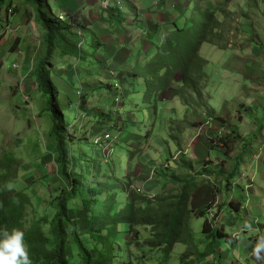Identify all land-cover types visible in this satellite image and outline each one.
Returning <instances> with one entry per match:
<instances>
[{
	"label": "rangeland",
	"instance_id": "1",
	"mask_svg": "<svg viewBox=\"0 0 264 264\" xmlns=\"http://www.w3.org/2000/svg\"><path fill=\"white\" fill-rule=\"evenodd\" d=\"M10 1L4 0L5 3L0 7V22L2 23L0 24V34L5 30L12 32L11 28L6 25V16L16 13V9L23 8L22 11L25 9L27 12L26 25H24L26 31L32 34L34 32L36 40L34 45H30L26 40L28 34L21 35V38L13 35L9 39L10 42L12 41L11 47L13 42L19 39L20 49L18 50L21 51V54L17 55L18 53L14 54L4 50L3 53L0 52V63H3L2 71H15L23 81H20L19 86L11 85L7 90L4 88V91L0 92V158L10 157L19 160L20 167H18L17 174L4 188L7 189L8 197L17 196L19 193L27 197L25 222L26 227H29L34 223V218L40 215L51 218L53 214H56L54 208L47 210L46 207H49L50 201L59 195V190L64 185L58 177L57 169L53 163L54 144L48 136L51 128L50 113L46 106V100L39 97L34 83L38 60L43 56L41 43L45 32L39 23L40 20L34 7L27 2L29 0H25L26 3L22 4L23 6L19 5L17 0H12V4L9 3ZM132 1L136 2L134 4H138V0H106L107 5H105L109 8V12L123 15L124 22L126 21L125 25L114 23L118 34H121L120 37L117 36V39L121 41V51L117 54L121 65L116 63L112 66L104 62L103 59L107 58L109 52H106L101 61L102 66H105L103 69L95 63L97 56L93 57L94 65L91 69L88 68L89 62L84 64L73 62V64L65 65L59 59L58 54L56 56L58 59L50 61V65L53 64V70L50 73L60 91L59 99H61L64 109L67 134L71 136V141L69 139L67 141L68 149L71 150L70 154L73 156V158L69 157L70 165H73L78 175L83 171L87 185L92 183V185L98 186L97 183L102 182L98 188L103 192L100 199L103 205L108 201V195H111L119 200L124 208L128 196H132L133 190L138 191V195L143 200L150 202L152 196H154L152 199L154 201L157 196L162 197V194L179 189V185H174L172 181H169L175 174L177 175L174 163L180 158L178 157L179 153H183L186 160L195 164V174L201 176L197 177L198 181L203 179L200 172L204 169L217 172L222 178H225L231 173L234 160L243 155L240 170L244 175L255 180L252 179V183L248 185V193L243 191L244 185L248 184L246 179L238 180V176L235 174L234 182L237 183H234L233 188L239 187L235 190V195L229 197L230 199L225 196H218L217 199L215 196L214 199L210 186L216 191L223 190L224 183L221 182L224 179H219L217 182L214 177L210 178L206 175V185L210 196L208 200L201 202L200 195L204 193L198 188L194 193V203L193 196L190 199V208L192 211L196 210L195 202L199 205H205L207 202V206L218 200L217 208L213 207L214 212L225 201L229 203L232 200L230 202L232 204H236L239 200L242 201L245 207L240 213L231 211L229 208L224 209L221 219L218 221L219 227L223 226L225 233L232 236L231 241L236 240V249H229L230 243L227 241L223 246V251L220 250L222 252L220 264H264V251H261L258 256L253 251L258 240L259 229H264V227L258 229V226H264V199H261L260 193H258L261 189L264 192V143L258 144L263 139L257 138L258 135L255 133L256 136L248 135L255 131L257 115L263 116L262 121L259 120L257 125L264 122L263 4L251 6L248 0H232L223 9V14L226 12L225 17L220 13L217 14L220 20L217 29L220 36L216 37L215 45L203 44L199 52L200 57L207 63L205 72L208 82L205 94L210 96L208 103L213 111L210 113L209 110V112H203L202 115H196V111L187 109L177 99L178 88L173 85L157 98L160 105L156 107V111L152 104L147 105L144 102L143 93L126 101L129 92L134 91L137 86H141L142 92H144L145 79L142 76H133L131 79L130 73L132 72L124 71V67L133 66L132 62L134 61L139 60L142 63L151 58L154 55L155 45L161 44L163 33L172 30L171 23L176 20L174 16L163 18V15H158L162 9L154 6L155 11L149 15V20L143 19L145 20V29L151 30L148 34L152 41L148 43L144 38L147 32L138 31L142 30L139 28V24L143 25V22L137 20V9ZM163 2L167 1L162 0ZM55 3L57 1L51 0L49 4L60 13V8H56ZM216 3L219 2L216 0ZM8 5L11 6L7 8ZM190 7L189 1L187 8L190 9ZM62 12L65 14V11ZM83 12L82 9L75 12L77 19L87 18L85 16L87 14ZM104 14L102 12L100 15ZM107 14L109 15L108 12ZM56 15H58L57 12ZM12 17L14 16L10 18ZM113 17L115 18V15ZM67 18L69 19V17ZM12 20L15 21V18ZM146 21L150 24H146ZM92 23L87 20L86 25L92 26ZM118 26H121V29ZM130 26L133 28L131 29ZM160 26L162 28L158 32L157 27ZM10 27L14 28L13 24H10ZM100 27L106 30L105 23H101ZM85 30L84 49H88L92 34L89 30ZM79 32L80 30L77 33ZM101 35L105 36V33L103 32ZM0 39L3 40V36ZM112 55L115 56L116 53ZM98 57L100 58V56ZM15 64L17 69L13 67ZM143 67L144 65L141 66V69ZM111 78L114 79V84L110 83ZM115 80L118 82V87L114 86L117 84ZM101 85H107L109 88L101 90ZM118 88H121L120 93H118ZM20 91L30 96L29 100L31 101L22 105ZM117 95L120 96V99ZM82 99H84L83 104ZM69 101H72V104ZM39 103L42 106L41 111L38 108ZM226 107V110H229L228 114L233 119L231 126H225L223 119L219 120L215 115V111L219 112ZM84 110H92L95 117L86 115ZM146 114L148 115L146 116ZM246 114L250 115L251 120L249 118L244 120ZM211 117L215 118L216 125L220 126V128L216 127L217 134L213 133L215 130H210L211 128L207 127L200 131V126ZM107 118L120 124L119 129L109 125ZM223 127L226 129L222 130ZM146 131L149 134L148 140L142 139ZM108 133L112 138L111 142L106 138ZM225 136L236 140V143L231 144L228 152L226 151L227 146L223 147L219 141V138H226ZM99 137L101 146L94 145V140ZM136 151L140 153L129 160L127 158L129 152ZM258 153H260L259 157ZM117 162L122 170L120 175L117 173ZM148 162L152 166L150 170L142 167L144 166L142 163L149 165ZM249 162L252 163L251 167H248ZM126 165L132 169L134 179L129 187L126 186ZM155 169L157 170L154 173ZM241 172L238 175H241ZM138 177L147 178L142 181ZM251 186L253 187L250 188ZM263 195L261 194V196ZM98 197L96 195V198ZM146 201L139 203L145 205ZM72 202L69 204L70 208L73 207ZM79 209L77 205L73 212L70 211V214L73 219L82 217L78 220V227L79 232L84 233L86 223L83 221L84 214ZM244 220L245 223H242ZM204 222L203 217L191 214V218L187 222L191 232L184 233L183 237V240L188 244H177L167 264H181L182 259L187 261L193 259L195 260L193 264L214 262L212 257L207 259L210 263L199 261L198 254L202 252L200 246L205 249L209 242L204 237L202 227ZM187 233L190 237L186 236ZM123 238L127 239L128 236L124 234ZM131 238L135 239V235L132 234ZM122 248L125 249V252L128 251L129 246L126 240H123ZM69 252L72 250L69 249ZM78 253V249L74 248L73 254L70 256L72 264H80ZM228 254L231 255L228 256ZM145 264L161 263L151 262L149 259Z\"/></svg>",
	"mask_w": 264,
	"mask_h": 264
},
{
	"label": "trees",
	"instance_id": "2",
	"mask_svg": "<svg viewBox=\"0 0 264 264\" xmlns=\"http://www.w3.org/2000/svg\"><path fill=\"white\" fill-rule=\"evenodd\" d=\"M217 1L219 3L215 4L216 0H190V9L187 8L183 13L178 14L177 19L180 24L173 22L172 30L163 33L161 44L155 45L154 55L142 63L137 60L132 62L134 63L133 66L124 67V71L132 72L130 73L131 79L133 76H142L145 79L144 92H142L141 86H137L134 91L132 90L133 92H129L126 101L143 93L144 102L147 105L152 104L156 111V107L160 105L157 98L173 85L178 88L177 99L184 107L196 111V115H202L203 112H209V110L212 113L213 110L210 109L208 103L210 96L205 94L206 83L208 82V76L205 72L207 63L200 57L199 52L203 44H216L215 39L220 36L219 30H217L220 25L217 14L220 13L225 17L226 12L223 14V9L228 2H232V0ZM27 2L34 7L40 20L39 23L45 32L41 43L43 56L38 60L34 83L39 97L46 100V106L50 113L51 128L48 136L54 144L53 163L64 187L59 190V195L50 201L49 207H46L47 210L54 208L56 214H53L51 218L40 215L34 218V223L31 226L26 227L25 203L27 197L20 193L17 196L8 197L6 195L7 189L4 188L8 186L7 183L10 179L17 174L18 167H20L19 160L10 157L0 158V229L11 230L16 228L24 233V243L27 246L31 264H72L70 256L73 254L74 248L78 249L81 264H145L146 260L149 259L151 262L158 261L161 264H167L177 244H188L183 240V237L184 233L191 232L187 222L193 213L197 217L205 219L202 226L203 233L206 240L209 241L208 247L206 246L205 249L200 246L202 252L198 254L200 256L199 261L210 263L207 259L212 257L214 262L210 264H220L222 261L220 250L223 251V246L227 241L230 243L229 249H236V240L231 241L232 236L225 233L224 227L221 225L219 227L216 220L221 216L224 208L240 213L242 205L240 201L236 204L225 201L214 212L212 203L203 209L192 211L190 199L198 188L207 182V176L214 177L217 182L219 179H224L221 182L224 183L223 190L216 192L210 186L213 190L214 199L215 196L231 197L234 177L235 174L238 175L243 155L234 160L233 169L225 178H222L217 172L204 169L200 175L207 176L198 181L197 177L201 176H196L195 164L186 160L183 153H179L178 157L180 158L174 163L177 175L175 174L169 180L174 185H179V189L172 190L168 194H162V197L157 196L156 200L150 202L143 200L136 193H132L131 197L128 196L124 208L119 200L108 195V201L103 205L100 201L103 192L98 188L102 182L97 183L98 186L92 185V183L87 185L83 171L78 175L73 165H70L69 157L73 158V156L70 154L71 150L68 149L67 141L68 139L71 141V136L67 134L68 128L64 119L61 99H59L60 91L52 79L50 72L53 70V64L50 65V61L58 59L56 57L58 54L59 59L65 65L73 64V62H81L82 64L89 62L88 68L91 69L94 65L93 57L97 56L95 63L103 69L105 66H102L101 61L105 57L107 48L89 30L92 34V40L89 42V48L84 49V32L89 25H85L87 20L84 23L83 20L87 18L77 19L75 14L70 13L67 23V20L64 21L54 14L48 0H29ZM248 2L251 6H258L259 3H262V15L264 17V0H248ZM3 3H5L4 0H0V7ZM10 6L8 5L7 8ZM107 10L103 12L107 13ZM189 13L190 15H188ZM119 16L120 14L114 18L109 13V17H113L111 21L118 25L124 22V19ZM78 30H80L79 33H77ZM148 33L144 35V38L149 43L152 40ZM1 36L4 37L5 32L0 34ZM1 41L2 39H0ZM18 49L19 39H16L10 51L15 53ZM88 58L90 59L88 60ZM103 60L109 64L108 60ZM143 65L144 67L141 69ZM110 81L111 84H114V79L111 78ZM108 86L101 85L100 89L109 88ZM114 86L118 87V82ZM120 91L121 88H118V93ZM117 97L120 99L119 95ZM81 101L83 104L84 99ZM69 102L72 104V101ZM83 112H86V115L90 117H95L92 110ZM97 118L99 117L97 116ZM108 120L109 125L119 129L120 124H116L112 119ZM147 133L148 131L142 139H149ZM225 137L219 138V141L223 147L226 148L227 146L226 151L228 152L231 144L236 143V140H231L228 136ZM137 153L140 152H129L127 158L130 160ZM148 163L149 165L142 163L144 165L142 167L150 170L152 166H150V162ZM116 167L117 173L120 175L122 170L118 166V162ZM126 169V186L129 187L134 182L133 172L127 165ZM147 177H138V179L145 181ZM164 187L166 188L165 185ZM96 195L100 197H98L99 200ZM143 201L147 203L140 205L139 202L142 203ZM71 202L72 208L69 207ZM77 205L84 214L83 221L86 223L84 233L79 232L78 227V220L82 217L73 219L70 214V211L73 212ZM211 214L214 215V219L209 221L208 217ZM46 227L49 229L46 230ZM244 232L248 233L247 231ZM124 234L128 236L127 239L123 238ZM132 234L135 235V239L131 238ZM261 234H264V229L259 232L257 237ZM186 236L190 237L188 233ZM123 240H126L129 246L127 252L122 248ZM69 249L72 252H69ZM232 250H230L231 253ZM147 255L148 257H146ZM230 255L228 254V256ZM194 261L193 259H188V261L182 259L181 264H193Z\"/></svg>",
	"mask_w": 264,
	"mask_h": 264
},
{
	"label": "crops",
	"instance_id": "3",
	"mask_svg": "<svg viewBox=\"0 0 264 264\" xmlns=\"http://www.w3.org/2000/svg\"><path fill=\"white\" fill-rule=\"evenodd\" d=\"M48 1L50 3L51 0H48ZM54 1L55 2L57 1V3H55L56 4L55 5L56 8L57 7L60 8V13H58V11H56L51 5V8H53L54 14L56 15V12H57V14L59 15V14L63 13L62 11H65V14H66L65 18H66L67 21H68L67 17H69L68 14H70V13L75 14V12H77L79 9L84 10V13L87 14V15H85L87 17V19H84L83 23L86 20H89V23L93 22L92 23L93 27L89 25L87 30H91L103 42V44L106 46L107 52H109V54H107L106 60H108L109 64L112 65V66L114 64H116V63L118 65L122 64L120 62V60L117 58V54L121 51V48H120V42L121 41H119L117 39V36L120 37L121 34H118L117 29H115L113 21H111V18H113V17H109V15L107 13H105L102 16L100 15L104 10H107V9H108L107 10L108 13H110L111 15H113V16L115 15V17H116V15H118V14H113L112 12H109V8L105 7V5H107L106 4V0H54ZM166 1L167 2H163L162 3L161 0H138V4L137 5L134 4L136 2L132 1L133 4L135 5L136 9H137V12H136L137 20L138 21L141 20L143 22V25L139 24V26H140L139 28H142V30H138V31L147 32V33L149 31L151 32V30L145 29L146 25H144V21L145 20H143V19L149 20V15L153 14L154 11H155L154 10V6L156 8H160V10L162 9L161 11L158 12L159 13L158 15H160V14L163 15L162 16L163 18H167L169 16H171V17L174 16L176 18V20L174 22L180 23V21H178V19H177V16H178V14L183 13L184 10H187V7L189 5V1L190 0H166ZM17 2L21 6H23L26 3L25 0H22V1H20V0L18 1L17 0ZM9 3L12 4V0ZM184 6H186V7H184ZM182 8H184V9L181 10ZM22 9L23 8H21V9L19 8L18 10L16 9V11H15L16 13L8 14L6 16V25H8L9 28H11L12 32L11 31L9 32V31H6V30L4 31L6 33V36L3 37L4 39L0 43V52H2V53L4 51L11 52L10 48H11L12 41L10 42L9 39L13 35L15 37L21 38V35L28 34L27 39H26L27 42L30 45H34V42L36 40L35 39V33L33 32V34H32V33H29V32L26 31V27L24 25H26V22H25L26 18L25 17H27V12L25 11V9L22 11ZM11 16H14V17L10 18ZM119 17L122 19L123 15H120ZM14 18H15V21L12 20ZM101 23H105L106 30H103L102 27H100ZM0 24H2V23L0 22ZM10 24H13L14 28L10 27ZM86 24H87V21H86ZM125 24H126V21L122 23V25H125ZM146 24H150V23L146 21ZM171 24H173V23H171ZM130 27H131V29L133 28V26H130ZM118 28L121 29V26H118ZM161 28H162V26L157 27L158 32L161 30ZM103 32L105 33L106 38H105V36L101 35V34H103ZM126 40H127V38H126ZM115 53H116L115 56L112 55V54H115ZM14 54L19 55V54H21V51L18 50ZM0 57H1V55H0ZM2 70H3V63L1 64V68H0V92L4 91V88H6V90H7V88L9 86H11V85L19 86V83H20L21 79H20L19 75L16 74V72L11 71V70H9V71H2ZM61 106H62V101H61ZM38 108L40 109V111L42 110V106H41L40 103L38 105ZM62 109H63V106H62ZM226 109H227V107L225 109H221L219 112L215 111V115L218 118H220L219 120L223 119V121L225 122L224 125L228 126V125L231 124L233 119L228 114L229 110H226ZM257 117L258 118L256 119V122H255L256 126L254 127L255 131L252 132L251 134L249 133L248 135L251 136V135H253L255 133L256 135H258L257 138L261 137L263 139V141L262 142L260 141L258 143L260 145V144L264 143V122H262L259 125H257L259 120H261L263 118V116L257 115ZM247 118H249V120H251L250 119L251 117L248 114L245 115V119L244 120L246 121ZM216 127L220 128V126L217 124L215 127H210L211 129L210 128L209 129L210 130H215L213 133L217 134L218 129H216ZM198 128H199V126H198ZM225 129L226 128L223 127L222 130H225ZM219 131H221V130H219ZM239 172H241L240 169H239L238 173ZM206 184L207 183H205V184H203V185H201L199 187V190H201L204 193V194L200 195V201L201 202H205L206 200H208V198L210 196V192H209L208 186ZM261 190L258 191V193H260L259 197L261 199H264L263 198L264 195L261 196V194H264V192L261 191ZM194 195L192 197L193 203H194ZM206 204H207V202L205 203V205H203V204L199 205V204H196V202H195L196 210H200V209L205 208ZM224 209H226V208H224ZM242 223H245V220Z\"/></svg>",
	"mask_w": 264,
	"mask_h": 264
},
{
	"label": "clouds",
	"instance_id": "4",
	"mask_svg": "<svg viewBox=\"0 0 264 264\" xmlns=\"http://www.w3.org/2000/svg\"><path fill=\"white\" fill-rule=\"evenodd\" d=\"M62 16L65 17L66 14L62 13ZM60 17H61V14H60ZM65 20H66V18L64 19V21ZM211 118H213V117H211ZM213 119L215 120V123H214V125L212 127H215V125H216L217 122H216V119L215 118H213ZM259 152H260V150H259ZM259 154L260 153L257 154L258 157H259ZM251 164L252 163L249 162V166L248 167H251ZM237 176L238 177L240 176L238 178V180H240V179L241 180L242 179H246V181H247L248 184L247 185H244L243 191L246 192V193H248V190L249 189H246V186H248L250 183H252V179H253V181H255L254 178L247 177V175H244V173H242L241 175H237ZM202 177L204 178L205 176H202ZM234 183L236 184L237 182H234ZM234 183H233V185H234ZM233 185H232V195H231V197H233L235 195V193H234L235 190L237 188H239V187H236V186L233 188ZM252 187L253 186H251L250 188H252ZM133 193H136L138 195V191H136V190H133ZM217 198H218V196H216V199ZM231 201L232 200H230L229 202H231ZM240 204L242 205V210H243L244 209L243 207H245L244 206V203H242V201H240ZM217 206H218V200L215 201L214 204H213V207H217ZM220 219H221V216L216 220V222L218 223V221ZM260 227H264V226H258V229ZM258 229H255V230L257 231ZM259 230L261 232L263 229H259ZM253 251H254V253L257 254V256H258V254L261 251H264V234H261L258 237V240H257V242L255 244V247H254ZM0 264H31V261L29 259V254H28L27 246L24 243V233L21 230L16 229V228H13L11 230H8V229H0Z\"/></svg>",
	"mask_w": 264,
	"mask_h": 264
},
{
	"label": "built area",
	"instance_id": "5",
	"mask_svg": "<svg viewBox=\"0 0 264 264\" xmlns=\"http://www.w3.org/2000/svg\"><path fill=\"white\" fill-rule=\"evenodd\" d=\"M162 1V0H161ZM60 19H62V20H64L65 19V17L64 16H61L60 17ZM14 69H17V65L15 64L14 66ZM22 81V80H21ZM21 92V91H20ZM24 92L22 91L21 92V100H22V102H28L29 101V97L24 93ZM214 123H215V120L213 119V118H209L208 120H207V122L205 123V124H203V125H201L200 126V131L204 128V127H207L208 129L210 128V127H212L213 125H214ZM106 138H108V141L109 142H111V140H112V138H111V136H110V134L108 133V134H106ZM109 138H111V139H109ZM100 137L99 138H97L96 140H94V145H100L101 146V144H100ZM261 153V152H260ZM246 189H249V187L248 186H246ZM154 198V196H152V199ZM213 218L212 217H209V220L211 221Z\"/></svg>",
	"mask_w": 264,
	"mask_h": 264
},
{
	"label": "bare ground",
	"instance_id": "6",
	"mask_svg": "<svg viewBox=\"0 0 264 264\" xmlns=\"http://www.w3.org/2000/svg\"><path fill=\"white\" fill-rule=\"evenodd\" d=\"M62 67V66H61ZM13 70V69H12ZM90 87V86H89ZM89 92V91H88ZM24 94V93H23ZM21 96V95H20ZM28 96V95H27ZM81 96V95H80ZM29 98H30V96H28ZM21 98V97H20ZM31 100H29L28 102H30ZM28 102H22L21 104L22 105H25L26 103H28ZM85 111V110H84ZM121 116V115H120ZM149 158V157H148ZM175 160V159H174ZM152 200V199H151ZM153 201V200H152ZM210 217H212L213 219H214V215L213 214H211L210 215ZM209 218V217H208ZM208 223V222H207ZM202 247V246H201ZM208 247V246H207ZM224 253V252H223ZM71 254V253H70ZM199 256V255H198ZM208 256V255H207ZM215 256V255H214ZM210 258V257H209ZM217 262V261H216Z\"/></svg>",
	"mask_w": 264,
	"mask_h": 264
}]
</instances>
